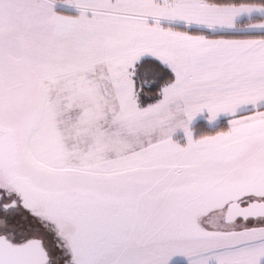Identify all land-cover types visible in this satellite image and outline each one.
Here are the masks:
<instances>
[{
  "label": "snow or ice",
  "instance_id": "1",
  "mask_svg": "<svg viewBox=\"0 0 264 264\" xmlns=\"http://www.w3.org/2000/svg\"><path fill=\"white\" fill-rule=\"evenodd\" d=\"M173 257L264 264V0H0V264Z\"/></svg>",
  "mask_w": 264,
  "mask_h": 264
},
{
  "label": "rangeland",
  "instance_id": "2",
  "mask_svg": "<svg viewBox=\"0 0 264 264\" xmlns=\"http://www.w3.org/2000/svg\"><path fill=\"white\" fill-rule=\"evenodd\" d=\"M218 125V124H217ZM216 125V126H217ZM208 126L209 127H212V131H214L215 130V127L216 126H213V125H209L208 124ZM191 127L193 128V133H194V135H196V136H198V135H200V134H202L201 133V129H197L196 127H194V126H192L191 125ZM208 132V131H207ZM185 263L186 264V260H184L183 258H181V257H173L170 261H169V264H179V263Z\"/></svg>",
  "mask_w": 264,
  "mask_h": 264
},
{
  "label": "trees",
  "instance_id": "3",
  "mask_svg": "<svg viewBox=\"0 0 264 264\" xmlns=\"http://www.w3.org/2000/svg\"><path fill=\"white\" fill-rule=\"evenodd\" d=\"M192 126L196 127L198 130L201 129V133H205V132H211L212 131V127H209L208 124H206L205 122H203L202 120H197L196 122H194L192 124ZM219 126H223L222 122H220L216 127ZM179 264H185L183 263H179Z\"/></svg>",
  "mask_w": 264,
  "mask_h": 264
},
{
  "label": "crops",
  "instance_id": "4",
  "mask_svg": "<svg viewBox=\"0 0 264 264\" xmlns=\"http://www.w3.org/2000/svg\"><path fill=\"white\" fill-rule=\"evenodd\" d=\"M197 120H202L203 122H205L206 124H208L202 117H197L194 122H196ZM186 264H187V261H186Z\"/></svg>",
  "mask_w": 264,
  "mask_h": 264
}]
</instances>
